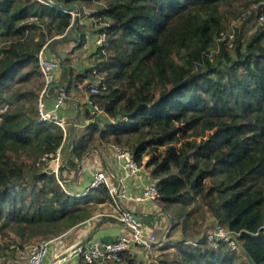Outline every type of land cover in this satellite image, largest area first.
<instances>
[{"label":"trees","instance_id":"1","mask_svg":"<svg viewBox=\"0 0 264 264\" xmlns=\"http://www.w3.org/2000/svg\"><path fill=\"white\" fill-rule=\"evenodd\" d=\"M88 9L103 20L99 32L107 39L85 70L70 56L60 60L68 85L53 89H66L67 97L80 91L87 120L97 116L91 103L112 122L88 124L68 165L110 144L130 150L141 166L149 156L144 164L159 186L156 203L173 218L170 229L197 235L212 216L237 234L240 247L183 237L132 245L107 264H146L140 250L147 246L161 252L150 264H264V0H0V107L7 106L0 119V250H12L11 240L17 250L60 238L113 202L106 185L77 196L66 166L57 175L42 159L65 137L40 117L39 53L65 39Z\"/></svg>","mask_w":264,"mask_h":264},{"label":"built area","instance_id":"2","mask_svg":"<svg viewBox=\"0 0 264 264\" xmlns=\"http://www.w3.org/2000/svg\"><path fill=\"white\" fill-rule=\"evenodd\" d=\"M258 21L264 23V12L259 15ZM100 35L101 36L99 39L97 38L96 41L99 45H102L107 39V33L102 32ZM46 46L47 45H45L39 53V63L43 79V87L39 95V113L42 120L53 122L62 127L64 130V137L66 138L68 135L67 119L65 116L58 113L67 99L66 89L59 90L55 97L52 109L47 107V100L51 97V91L56 85L57 71L60 69V60L47 57L45 52ZM230 46H232V42L230 43ZM91 91L97 92L96 87L92 86ZM89 105V110L92 114H96L100 110L97 104L90 103ZM6 109L7 106L0 107V119L1 113ZM75 126L77 127L76 123ZM115 150L118 159L122 162L124 178L130 179L138 176L142 172L143 167L135 160L130 150L120 146H115ZM62 155L63 144L56 151L46 153L42 159L45 161H51L56 165L55 168L57 169H53V171L58 173L57 171ZM112 175V173L105 172L104 170L97 171L94 174L87 191L98 188L101 185H106L109 188L118 209V212L111 213L110 217L121 221L127 227L128 233L121 234L111 241L85 243L77 251L89 264H107L108 262L120 261L123 252L129 249L132 245L159 244L163 242V240H159V237L157 238L153 233L147 235L144 231L145 226L142 220L124 205V201L143 202L157 199L160 196L158 183L152 181L146 184L142 193L134 197L128 193L125 187H117L116 185L110 184V178ZM76 195L82 196L83 194ZM200 239L212 243L214 247H218L215 245L219 244L228 245V248L231 250L239 249L237 234L218 223L209 226L204 236ZM52 241L53 240H48L29 245L26 251L28 254L26 264H44Z\"/></svg>","mask_w":264,"mask_h":264},{"label":"crops","instance_id":"3","mask_svg":"<svg viewBox=\"0 0 264 264\" xmlns=\"http://www.w3.org/2000/svg\"><path fill=\"white\" fill-rule=\"evenodd\" d=\"M67 41L66 39H62L60 41ZM57 44L53 43L50 45V49L47 51V54L55 55V59L61 60L63 62L64 58L69 57L66 54L67 51L64 50V44L61 43L56 47ZM50 57V55H48ZM52 58V57H51ZM56 85H68L67 82L64 81L62 76V68L57 71V80ZM59 89H53L51 91V97L47 100V107L52 109L53 103L56 95L58 94ZM72 96L67 97L65 104L60 108L58 113L62 116H65L67 119V124L69 125L70 120L73 121V126L70 131V134L67 135L65 141L63 143V164H59L60 166H66L65 170H67V174L64 175L67 178V181L71 184V189L77 194H86L88 186L90 185L94 174L99 170H104L105 172H110L113 175L110 178V184L116 185L117 187H125L129 194L132 196H138L142 193L143 188L146 184L155 181L150 175V171L148 169L143 168L142 172L135 177L130 179L124 178V170L122 168V162L118 159L116 150L113 148H93L90 153H88L83 160L81 159L77 162L76 166L68 165V158L71 154L73 148L72 137L75 133V140L77 136H81L84 134V130L81 132L79 129H82L83 124H85L86 114L81 113V106L79 105L78 100L83 98V103L86 104V97H80L76 91L71 92ZM81 115V116H80ZM77 124V127L75 126ZM70 126V125H69ZM82 127V128H81ZM70 128V127H69ZM74 128V129H73ZM76 161V160H75ZM82 161V165L79 166V163ZM64 170V171H65ZM74 170V174L69 175L70 171ZM113 198V197H112ZM124 205L127 206L133 213L139 217L144 226L146 225L143 221V217L156 214V215H167L164 213L155 200H147L143 202H134V201H124ZM112 207L111 211L118 212L116 203L113 199V202L109 204V207ZM107 212V209L102 210L99 213H95L92 218L83 222L81 225L75 227L72 231L66 233L60 238L54 239L48 251V255L46 257L45 262L52 261L55 257L69 252L74 247L82 243V241L87 240L86 243H97V242H105L116 239L121 234H127V227L119 220L113 219L110 217L112 212ZM145 227L144 231L147 235L150 233H154L153 229H149ZM80 254L78 251L67 253V255L54 264H79L80 263Z\"/></svg>","mask_w":264,"mask_h":264},{"label":"rangeland","instance_id":"4","mask_svg":"<svg viewBox=\"0 0 264 264\" xmlns=\"http://www.w3.org/2000/svg\"><path fill=\"white\" fill-rule=\"evenodd\" d=\"M259 5L260 4H254L253 8H258ZM91 13H92V11L90 9H88L84 12V15L79 16V21H78V19H74L75 23L73 20V25H72L73 27H72V29L69 30L67 37L65 38L67 41L61 42L64 44V50L67 51L66 54L69 55L71 57L70 59L73 60L72 63L75 66L80 67L81 70H85L84 66L87 64V60H90L91 55H93L98 50L99 44L97 43L96 39L97 38L99 39V37L101 36L99 29L104 24L103 20H99L95 17H92ZM73 14H74V16L78 15L76 12H74ZM244 14L247 15L248 13H244ZM255 23H256L255 25H254V23L249 24L251 26V28L248 29V32L246 33L247 36H250L254 32L256 26L260 25L257 23V21ZM262 24H264V23H262ZM80 32L84 33V35H85L84 38H82L83 36H81ZM55 43L57 44V46L59 44H61L60 42H55ZM58 47H60V46H58ZM49 49H50V46H47L45 48L46 54H47V50H49ZM48 55H50V57H52V58L55 57V55H52V54H47L46 56L49 57ZM85 86H86V83L80 84V88L82 90H85ZM76 92L79 95V98L83 97V96L87 97V95L86 96L83 95L80 91L76 90ZM85 92L88 93L87 88H86ZM87 110H88V107L83 104L81 106V113L86 114ZM96 114H97L96 118L89 119V120H87V118H86L85 124H83V126H82L83 128L81 127L82 129H79L80 132L82 130H84L86 132L87 131V125L92 123L94 120H97L98 122H100V125L103 127H105L108 123L112 122V120L110 118H108L102 111L99 110ZM73 121L74 120H72V121L70 120V122H69L70 126L68 125V135L70 134V131L72 129ZM114 123H116V122H114ZM184 137L185 136L182 135L183 139H184ZM176 146H179V145L177 144ZM109 147L115 149V145L110 144ZM64 151H63V154H64ZM66 151H65V153H66ZM148 158H149V156H146V155L144 156L142 167L145 169L147 167L145 166L144 162H146L148 160ZM62 160H63V158H61V161H60L61 165L63 164ZM48 164H49V166L47 169L49 170V172H54L52 170L57 169V168H55L56 165H54L51 161H49ZM59 167H60V165H59ZM148 171H150V170L148 169ZM57 172L58 173H55V172L54 173L58 175L59 174V168H58ZM70 172H72V173H70L69 175H72L75 173L74 170H72ZM67 173H68L67 170H65L63 172L64 175H66ZM105 209H107V212H110L112 207L111 206L109 207V205H108ZM115 211H116V209H115ZM115 211L114 212L111 211V212L115 213ZM143 221L146 224L145 227L148 228V230L153 229L155 231L153 234H155L157 238L159 237V240L160 239L163 240L164 244H167V243L171 244V243H173L172 241L177 240V239H183V237H184L183 236L184 233L181 231V226H178L174 231H173V229H170L171 221H170L169 215L152 214V215H148V216L143 217ZM214 223L215 224L217 223L215 218H213L212 216H209V219L203 224V227L201 228L200 234L194 235L192 232H190V234H188V235L185 234L186 237H184V239L188 240L189 243L196 244L195 241L202 238L204 236L206 230L208 229V227L211 225H214ZM168 231L169 232L171 231L170 232L171 234H169ZM166 233H168V234H166ZM4 241H6V240L0 239V246H2V243ZM7 242L10 243V247L12 250H7V252H5L4 249L0 250V264H26V260L28 258V254L26 251H27V247L29 245L27 247H25L24 249L15 250L16 249L15 242L13 240L7 241ZM152 245H158V243H155ZM215 246H220V245L217 244ZM224 247L229 249L228 245H224ZM239 249H240V247H239ZM160 253L161 252L158 251V249H156V248L154 249V248L147 246L146 249L140 250V257H143L142 259L145 260L146 264H150L151 260H153V262H157L156 259L159 257ZM155 257H157V258H155ZM148 259H150V260H148ZM44 264H48V262H45Z\"/></svg>","mask_w":264,"mask_h":264},{"label":"water","instance_id":"5","mask_svg":"<svg viewBox=\"0 0 264 264\" xmlns=\"http://www.w3.org/2000/svg\"><path fill=\"white\" fill-rule=\"evenodd\" d=\"M62 7H63L66 11H70V10L73 9L72 6H70V7H64V6H62ZM77 14H78V13H77ZM74 23H75V20H74ZM61 40H62V39H60L59 41H61ZM72 142H73V144L75 143V133L73 134ZM71 152H72V151H70L69 154H71ZM90 152H91V150L88 151L87 153H85V155L83 156V158H84L88 153H90ZM83 158H82V160H83ZM81 165H82V161L79 163V166H81ZM167 215H169V218H170V221H171V224H172V223H173V218H172V216H171L170 214H168V213H167ZM86 242H87V240L82 241V243H80L79 245H77L76 247H74V248H73L72 250H70L69 252L63 253V254H61V255L55 257V258H54L52 261H50L48 264H54V263H55L56 261H58L59 259L65 257V256L67 255V253L77 251V250H78L79 248H81Z\"/></svg>","mask_w":264,"mask_h":264}]
</instances>
